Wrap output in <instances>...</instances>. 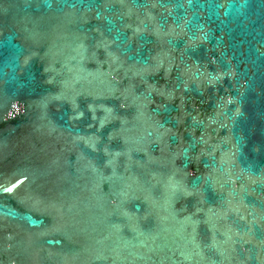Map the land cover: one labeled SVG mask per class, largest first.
Wrapping results in <instances>:
<instances>
[{"label": "water", "instance_id": "water-1", "mask_svg": "<svg viewBox=\"0 0 264 264\" xmlns=\"http://www.w3.org/2000/svg\"><path fill=\"white\" fill-rule=\"evenodd\" d=\"M0 264H264V0H0Z\"/></svg>", "mask_w": 264, "mask_h": 264}]
</instances>
